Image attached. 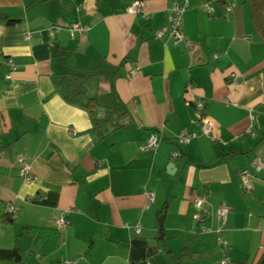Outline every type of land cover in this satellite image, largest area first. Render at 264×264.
Segmentation results:
<instances>
[{
	"label": "crops",
	"instance_id": "1",
	"mask_svg": "<svg viewBox=\"0 0 264 264\" xmlns=\"http://www.w3.org/2000/svg\"><path fill=\"white\" fill-rule=\"evenodd\" d=\"M173 1L132 14V0H0V264H177L187 247L182 264H264V169L249 192L239 176L264 157V39L248 0H188L192 49L167 30L157 38ZM73 23L89 29L72 38ZM69 70L96 73L102 136L56 89ZM181 131L196 136L183 145ZM153 133L156 147L141 151ZM196 197L210 213L202 224Z\"/></svg>",
	"mask_w": 264,
	"mask_h": 264
},
{
	"label": "built area",
	"instance_id": "2",
	"mask_svg": "<svg viewBox=\"0 0 264 264\" xmlns=\"http://www.w3.org/2000/svg\"><path fill=\"white\" fill-rule=\"evenodd\" d=\"M147 0H132L130 6L128 7L127 11L132 14H140L143 13L144 7ZM189 1L188 0H174L171 7L168 10V25L165 29L159 30L155 32V37H161L165 30L168 31L170 38L172 39L174 44L185 43L188 49H192L194 43L189 41L185 38L183 34V16L188 8ZM203 9L208 13H213L214 8L210 4H206L203 6ZM232 10V5L227 6V11ZM89 29L88 26L81 25V23H73L68 28L69 33L72 38H74L78 34H83L87 32ZM56 31H60V27H52L50 29L51 34ZM11 69H16L15 63L12 60L8 61ZM135 73L134 70L130 71V75ZM195 108L201 112H203L205 105L202 100H195L193 101ZM200 115V114H199ZM200 117V116H199ZM203 120L202 129L205 133H208L211 129V124L208 120H205L204 117H200ZM196 134L189 133L187 131H181L177 136L176 139L180 144H188L190 143L191 139L195 137ZM158 143V136L157 134L153 133L150 135L148 140L140 145V150L143 151L149 148H155ZM178 156V152L173 153V157ZM20 167H19V175L23 178V180L27 183H33L35 181V177L31 174L29 166L24 162V157L19 158ZM264 169V157L261 154H256L253 159L251 160L250 166L248 168H244L239 172V176L241 178L242 184L246 191H251L252 186L250 179L256 173L260 172ZM147 204L146 208H149L151 203L155 199L154 192L147 193ZM193 204L195 206L196 213L194 214V219L198 223H204L206 219L209 217V210L205 208V198L204 197H196L193 199ZM9 211L16 212V207L14 205L9 206ZM229 213V208L227 206H221L218 210V217L222 221H226ZM56 224L58 226H66L69 224V221L65 217V215L60 216L56 219ZM136 233H140V226H135ZM204 232H208L209 229L203 227ZM72 263H75L73 261ZM135 264H151L150 262L145 263H135Z\"/></svg>",
	"mask_w": 264,
	"mask_h": 264
},
{
	"label": "trees",
	"instance_id": "3",
	"mask_svg": "<svg viewBox=\"0 0 264 264\" xmlns=\"http://www.w3.org/2000/svg\"><path fill=\"white\" fill-rule=\"evenodd\" d=\"M248 3L251 8L255 29L264 39V0H248ZM94 76H96L95 72L69 70L57 75L54 82L56 89L68 103L80 106L89 112L94 122V129L97 130L99 136H102L101 129L104 122L97 118V111L105 106L100 103L96 94L92 95L88 90ZM16 216L17 212L6 211L2 213L1 221L5 224H11L14 222ZM190 255V248H184L176 256V263L182 264L183 260ZM15 260H20V255L17 253Z\"/></svg>",
	"mask_w": 264,
	"mask_h": 264
},
{
	"label": "water",
	"instance_id": "4",
	"mask_svg": "<svg viewBox=\"0 0 264 264\" xmlns=\"http://www.w3.org/2000/svg\"><path fill=\"white\" fill-rule=\"evenodd\" d=\"M169 167H174V164H173V163H172V164H170V165H169Z\"/></svg>",
	"mask_w": 264,
	"mask_h": 264
}]
</instances>
